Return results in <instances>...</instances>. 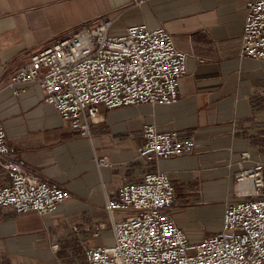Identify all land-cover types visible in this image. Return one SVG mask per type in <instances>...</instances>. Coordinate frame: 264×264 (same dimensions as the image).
I'll list each match as a JSON object with an SVG mask.
<instances>
[{
  "label": "crops",
  "instance_id": "crops-1",
  "mask_svg": "<svg viewBox=\"0 0 264 264\" xmlns=\"http://www.w3.org/2000/svg\"><path fill=\"white\" fill-rule=\"evenodd\" d=\"M247 1L0 0V118L7 142L14 158L71 195L43 216L0 208V264L83 262L86 248L107 246L100 243L110 230L107 199L149 171L170 177L176 204L168 213L191 243L221 230L240 165L264 166V62L240 57ZM97 17L112 21L111 36L134 25L165 29L187 54L186 72L177 103L100 105L89 136H82L45 102L39 85L11 78L30 55ZM146 124L190 138L192 151L140 158ZM8 182L0 167V186Z\"/></svg>",
  "mask_w": 264,
  "mask_h": 264
},
{
  "label": "built area",
  "instance_id": "built-area-1",
  "mask_svg": "<svg viewBox=\"0 0 264 264\" xmlns=\"http://www.w3.org/2000/svg\"><path fill=\"white\" fill-rule=\"evenodd\" d=\"M245 8L240 57L264 62V0H248ZM111 25L101 17L81 23L30 55L11 78L39 85L45 102L82 136H89L100 105L110 110L177 103L186 72L187 54L174 47L165 29L134 25L121 36H111ZM142 133L138 156L145 160L180 156L194 147L190 138L158 132L151 124L144 125ZM249 157V152L242 153L243 160ZM0 167L9 177L8 184L0 186V208L43 216L71 197L60 184L13 157L1 118ZM234 195L236 199L225 205L221 230L194 244L168 213L176 204L170 177L149 171L140 182L122 185L105 203L113 245L86 248L84 261L76 264H264L262 162L240 165Z\"/></svg>",
  "mask_w": 264,
  "mask_h": 264
},
{
  "label": "rangeland",
  "instance_id": "rangeland-1",
  "mask_svg": "<svg viewBox=\"0 0 264 264\" xmlns=\"http://www.w3.org/2000/svg\"><path fill=\"white\" fill-rule=\"evenodd\" d=\"M102 237L103 239L100 240L101 244H105L107 246L113 245V234L111 229L109 231H106V235L104 234ZM60 245H62V243H60Z\"/></svg>",
  "mask_w": 264,
  "mask_h": 264
}]
</instances>
